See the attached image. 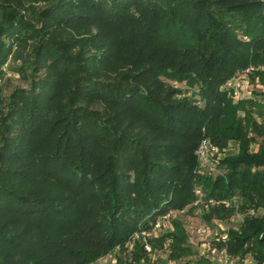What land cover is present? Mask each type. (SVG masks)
I'll list each match as a JSON object with an SVG mask.
<instances>
[{
  "label": "trees",
  "instance_id": "16d2710c",
  "mask_svg": "<svg viewBox=\"0 0 264 264\" xmlns=\"http://www.w3.org/2000/svg\"><path fill=\"white\" fill-rule=\"evenodd\" d=\"M249 66L264 79V0H0V80L28 83L0 84V264H92L197 185L264 209V123L248 137L251 99L221 89ZM230 140L226 173L195 177ZM231 232L264 264V214Z\"/></svg>",
  "mask_w": 264,
  "mask_h": 264
},
{
  "label": "rangeland",
  "instance_id": "374dc122",
  "mask_svg": "<svg viewBox=\"0 0 264 264\" xmlns=\"http://www.w3.org/2000/svg\"><path fill=\"white\" fill-rule=\"evenodd\" d=\"M0 84L4 97L15 87L28 86L27 81L14 71H8ZM239 90L253 104L238 115L245 134L251 137L253 122L257 125L264 123V79L259 74L249 75L248 80H239ZM194 92L190 87L181 95L192 97L195 99L193 104L201 107L204 102L199 93ZM229 95L233 103L240 100L231 93ZM202 142L206 144L202 145L206 161H200L194 176H223L227 171L224 161L232 153H239V145L233 144L232 140L219 146ZM258 149L259 143H251L248 151L256 153ZM198 189L201 191L199 194L196 192ZM193 194L196 197L191 203L158 218L151 232L134 233L123 248L111 251L103 258L92 261V264H257L253 256L241 257L240 254L227 252L226 243L231 231L240 232V225L247 218L263 217L264 209L246 207L245 198L237 193L231 196L215 193L208 197L197 185ZM250 205L254 206L253 203Z\"/></svg>",
  "mask_w": 264,
  "mask_h": 264
},
{
  "label": "built area",
  "instance_id": "2783aa9c",
  "mask_svg": "<svg viewBox=\"0 0 264 264\" xmlns=\"http://www.w3.org/2000/svg\"><path fill=\"white\" fill-rule=\"evenodd\" d=\"M254 71H255V68L252 67V66H249L244 71L239 72V73L233 75L230 79H228L227 82L222 86L221 89L227 90L233 96L238 97L240 99L246 98V97H244V93L240 92V90H239V80L240 79L248 80L249 75H251ZM202 145H205V144H202ZM203 147L204 146L200 147L199 158L202 161H206V159L204 157V154H203L204 152H202L203 151ZM224 259H226V258L224 257Z\"/></svg>",
  "mask_w": 264,
  "mask_h": 264
}]
</instances>
